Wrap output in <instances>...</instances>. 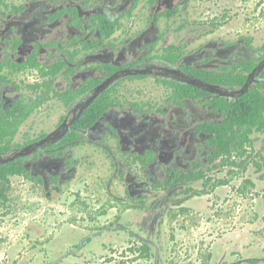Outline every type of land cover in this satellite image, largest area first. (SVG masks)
Masks as SVG:
<instances>
[{
	"label": "flooded vegetation",
	"instance_id": "1",
	"mask_svg": "<svg viewBox=\"0 0 264 264\" xmlns=\"http://www.w3.org/2000/svg\"><path fill=\"white\" fill-rule=\"evenodd\" d=\"M191 1L0 0V114L19 100L36 99L43 90L49 98L0 145L10 148L0 152V167L16 164L30 175H12L10 179L28 180L43 186L48 195L52 193V199L59 198L64 185L77 173V162L69 151L92 140L113 167L104 186L109 197L104 211L115 208L118 200L127 212L160 209L163 213L165 207L182 206L184 199L194 194V184L202 182L206 186L213 181V176L207 175L224 166L223 159L214 158L217 147L212 129L222 125L226 117V105L220 100L235 102L250 88L263 89L264 70L260 68L264 46L256 49L245 38L232 43L209 40L186 53L192 40L202 38L198 25L189 22L187 6ZM141 2L148 10L146 27L119 38L121 22L131 18ZM162 25L165 34L160 33ZM217 27L216 20L207 22L203 37L215 34ZM43 56L50 61L43 63ZM84 57L95 62L98 76L82 74ZM31 58L40 66H32ZM246 62L255 66L247 73L244 87L218 86L194 74L195 70L233 69ZM21 75L36 79L18 85L16 78ZM147 78L164 89V103L156 108L149 102H127L126 107L119 87ZM32 87L40 89L35 92ZM15 92L22 94L15 97ZM201 92L203 96L198 97ZM104 94L115 100V106L92 124L83 122L86 112ZM52 100L61 102L67 111L56 129L17 145L23 125ZM258 134L263 136L264 150V132ZM109 140H115V147ZM215 185L226 186V181ZM106 229L126 233L128 242L134 240L141 247L151 243L142 236L144 225L133 230L130 220L122 225L115 219ZM90 241L87 235L77 244L78 250L88 247ZM217 245L225 246L227 240Z\"/></svg>",
	"mask_w": 264,
	"mask_h": 264
},
{
	"label": "rangeland",
	"instance_id": "2",
	"mask_svg": "<svg viewBox=\"0 0 264 264\" xmlns=\"http://www.w3.org/2000/svg\"><path fill=\"white\" fill-rule=\"evenodd\" d=\"M187 7L189 22L198 25L202 38L192 40L186 53L209 40L232 43L245 38L256 49L264 46L263 0H192ZM147 17L148 10L141 2L132 17L121 22L122 31L117 36L141 32L147 25ZM212 20L218 23L215 34L203 37L206 23ZM164 30L162 25L160 33L165 34ZM49 61L42 57L43 63ZM83 63L82 74L99 75L93 60L84 57ZM34 79L32 75H21L16 82L21 85ZM119 91L126 104L149 102L158 108L165 101L164 89L152 78L127 81ZM13 94L16 97L22 93ZM66 113L61 102L50 101L23 125L15 143L23 144L25 140L49 134ZM252 139L253 150L248 148L249 153L243 158L247 159L246 169L232 165L217 167L207 175L213 176V181L206 186L202 182L194 184V194L185 198L182 206L165 207L163 213L160 209L127 212L123 202L117 200L115 208L104 214V204L109 198L104 186L113 167L107 154L92 140L84 142L69 151L77 162V173L74 180L64 185L59 198L52 199V193L48 195L43 186L28 180L11 179L9 201L0 207V264H52L54 258L66 256L69 257L62 264H230L249 255L263 257V136L254 133ZM109 141L115 147V140ZM235 156L239 162L243 160ZM223 180L226 186L215 185ZM115 219L122 225L130 220L133 230L139 224L144 225L142 236L151 242V258L141 257V244L128 242L126 233L108 232L106 228ZM87 235L91 243L76 250L75 245ZM226 240L227 245L218 247L219 242ZM73 250L75 256L66 255Z\"/></svg>",
	"mask_w": 264,
	"mask_h": 264
},
{
	"label": "trees",
	"instance_id": "3",
	"mask_svg": "<svg viewBox=\"0 0 264 264\" xmlns=\"http://www.w3.org/2000/svg\"><path fill=\"white\" fill-rule=\"evenodd\" d=\"M30 62L32 66H40L33 58L30 59ZM254 66L253 62H246L239 64L233 69L227 68L216 72L195 70L194 74L199 79L218 86L244 87L247 81V73L251 72ZM238 67H241V70ZM20 68L24 69L25 67L21 66ZM42 72L46 75L45 69H42ZM48 85L47 83L46 86L48 87ZM39 89L40 87H32V90L35 92H38ZM261 89L262 87L250 88L247 92L240 95L235 102L229 103L220 100L222 104L226 105V117L222 125H214L212 129L216 135L213 142L217 147L214 158L223 159L221 165H232L246 169L247 159L244 160L243 158L249 153L248 148L253 150L254 143L252 136L254 133L264 132V94ZM179 91H182V89ZM47 94L43 90L42 95H37L36 99L28 98L27 100H19L8 112H1L0 145L5 142L7 137L14 136L31 114L49 99L46 96ZM197 96H203V92L198 93ZM113 106H115V100L109 94H104L86 112L83 122L88 123V125L92 124L95 119L99 118ZM8 150H10L8 146H0V152ZM235 155L243 160L239 162ZM12 175L30 176L22 166L16 164H6L0 167V207L9 201L11 187L10 176ZM199 177L201 176H196V179ZM247 183L251 185L250 181ZM197 195L196 192L195 196ZM103 213L106 214V211H103ZM150 245L144 244L140 248L141 257L146 259L152 257V248ZM75 249L78 250L77 244L75 245ZM66 257L68 258L69 256ZM67 258H54L52 264H62ZM231 264H264V256L257 257L249 255Z\"/></svg>",
	"mask_w": 264,
	"mask_h": 264
},
{
	"label": "water",
	"instance_id": "4",
	"mask_svg": "<svg viewBox=\"0 0 264 264\" xmlns=\"http://www.w3.org/2000/svg\"><path fill=\"white\" fill-rule=\"evenodd\" d=\"M260 70H261V71H263V70H264V64H263V66H261ZM242 92H245V90H243ZM96 97H97V96H95V98H94V99H96Z\"/></svg>",
	"mask_w": 264,
	"mask_h": 264
}]
</instances>
